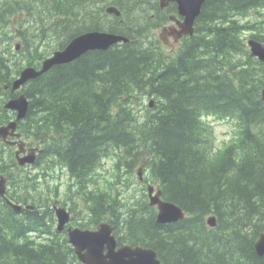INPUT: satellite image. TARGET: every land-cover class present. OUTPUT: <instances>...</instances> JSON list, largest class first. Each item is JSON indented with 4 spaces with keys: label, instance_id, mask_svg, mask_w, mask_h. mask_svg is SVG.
<instances>
[{
    "label": "trees",
    "instance_id": "obj_1",
    "mask_svg": "<svg viewBox=\"0 0 264 264\" xmlns=\"http://www.w3.org/2000/svg\"><path fill=\"white\" fill-rule=\"evenodd\" d=\"M100 2L0 0V125L12 118L3 107L10 91L2 85L24 65H39L82 30L128 37L53 66L22 87L29 110L18 129L28 146L43 150L37 163L45 164L46 177L48 158L67 168L73 180L67 198L85 209L78 227L110 222L120 243L154 250L161 264H264L254 250L264 232V64L249 56L241 35L253 29L264 43V19L258 26L233 20L264 9V0H204L196 35L175 56L164 55L151 38L155 24L144 6L157 1L138 0L109 20L101 17ZM146 98L154 99L151 109ZM205 116L235 120L232 141L216 147ZM111 154L114 180L98 186L93 171ZM142 159L146 179L184 219L158 224L145 191L130 193ZM36 172L18 169L13 150L0 144L9 199L35 189ZM30 203L33 209L16 213L0 200V264H80L66 235L55 232L50 200ZM211 214L214 228L206 225Z\"/></svg>",
    "mask_w": 264,
    "mask_h": 264
},
{
    "label": "water",
    "instance_id": "obj_2",
    "mask_svg": "<svg viewBox=\"0 0 264 264\" xmlns=\"http://www.w3.org/2000/svg\"><path fill=\"white\" fill-rule=\"evenodd\" d=\"M166 1V0H165ZM179 4L180 13L185 15V24L190 26L193 18L199 13L198 9L203 0H175ZM107 12L119 13L115 8H108ZM120 40L126 41L124 38L114 35L101 34L97 32L87 33L74 38L65 49L54 52L53 55L46 59L40 70L34 68H25L19 78L12 84V90L19 88L30 79L37 78L52 66L68 63L78 58L88 50L94 49H107L110 45L119 42ZM252 54H256L259 58L264 59V48L258 43L249 42ZM18 49V46H17ZM5 88V87H4ZM264 98V89H263ZM6 108L13 109L17 112V120L24 117L28 103L24 96H20L15 100H11L6 104ZM15 122L9 123L6 127L0 128V134L5 136L8 130L15 129ZM34 160L32 151L23 158H19L20 164L31 163ZM140 174V171H139ZM4 192V179L0 180V195ZM152 192V188H149ZM160 191L153 197H150L151 205H157L159 214L157 221L159 223H166L176 221L182 218V213L179 208L170 203L162 202L159 199ZM12 207L18 211L19 206L11 204ZM57 218V231L64 229V225L69 220V214L64 208H57L55 210ZM209 225L213 226V219L208 220ZM111 227L106 224L99 225L96 231L80 230L78 228H68L67 238L69 243L73 246L74 252L78 260L82 264H159L156 259V254L151 249H143L136 247L134 249L123 246L115 250V241L110 235ZM255 251L258 256H264V233L260 235L255 244Z\"/></svg>",
    "mask_w": 264,
    "mask_h": 264
},
{
    "label": "rangeland",
    "instance_id": "obj_3",
    "mask_svg": "<svg viewBox=\"0 0 264 264\" xmlns=\"http://www.w3.org/2000/svg\"><path fill=\"white\" fill-rule=\"evenodd\" d=\"M113 1L114 0H101L100 4L98 6H101L105 3H113ZM117 1H119V0H117ZM137 1L138 0H120L119 4L118 5L115 4V5L118 8H120L122 11V9H127V7L130 4H132V5L138 4ZM107 5H110V4H107ZM248 16L250 19H255L256 13L255 12H249ZM101 17L105 18L106 20H109L112 18V17L104 16L103 13H101ZM151 38H154L153 32H151ZM147 103H148V100H146L144 104L147 105ZM140 112H143V111H140ZM212 123H213V127H214L213 139H214L217 147L224 145L225 143L229 142L232 137H234V134H235V131L233 132V127L235 126L234 121H230V120L218 121L215 119L214 121H212ZM114 161L115 160H113L112 158H106V159H103L100 163H98L96 165L95 171H94V176L97 179L98 186H101L102 183L104 182L103 180H105V179H107L111 182L114 180V173L116 171L114 168V165H113ZM45 178H46L45 181H41V184L40 183L38 184V187H37L38 190L35 191L34 196H42V197H46L48 200H50L51 195H52V191L56 189L57 199L59 201H63V196H64V193L66 192L67 184H69V182H68L69 179L67 177V173L64 170L60 171L59 169H56L55 172L53 173L52 177L47 178L45 175ZM123 180H124V175H122L121 180L118 182V184L116 186L121 187ZM134 184L137 186L136 181H134ZM70 201H72V199H69L67 203L70 204ZM76 209H77V211H81V210H83V207L81 206L80 203H78L76 205Z\"/></svg>",
    "mask_w": 264,
    "mask_h": 264
},
{
    "label": "bare ground",
    "instance_id": "obj_4",
    "mask_svg": "<svg viewBox=\"0 0 264 264\" xmlns=\"http://www.w3.org/2000/svg\"><path fill=\"white\" fill-rule=\"evenodd\" d=\"M135 9H136V8H135ZM122 23H123V22H122ZM101 26H102V25H101ZM97 27H98V26H97ZM103 29H104V28H103ZM128 42H129V40H128ZM128 42H127V43H128ZM175 55H176V54H175ZM175 55H174V56H175ZM171 57H172V56H171ZM171 57H170V58H171ZM261 64H262V63H261ZM6 122H7V121H6ZM2 165H3V164H2ZM46 166H47V165H46ZM2 167H3V166H2ZM5 168H6V167H5ZM10 188H11V187H10ZM13 190H14V189H13Z\"/></svg>",
    "mask_w": 264,
    "mask_h": 264
}]
</instances>
